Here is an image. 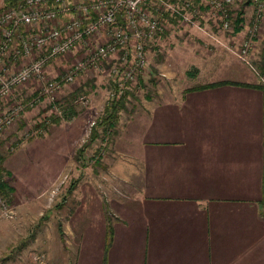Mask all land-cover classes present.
Masks as SVG:
<instances>
[{
    "label": "crops",
    "instance_id": "obj_1",
    "mask_svg": "<svg viewBox=\"0 0 264 264\" xmlns=\"http://www.w3.org/2000/svg\"><path fill=\"white\" fill-rule=\"evenodd\" d=\"M231 43L217 36L213 49L195 53V69L185 73L199 83L176 85L173 69L165 105L129 122L131 143L114 174L121 179V170L133 169L139 184L121 181L135 195L113 203L110 222L100 196L91 208V195H82L86 222L79 223L75 264H250L264 258V88L245 85L264 81L235 61ZM223 81L239 85L194 89ZM65 139L74 142V134ZM109 225L114 236L107 249ZM83 246L96 250L94 257Z\"/></svg>",
    "mask_w": 264,
    "mask_h": 264
},
{
    "label": "rangeland",
    "instance_id": "obj_2",
    "mask_svg": "<svg viewBox=\"0 0 264 264\" xmlns=\"http://www.w3.org/2000/svg\"><path fill=\"white\" fill-rule=\"evenodd\" d=\"M247 2H236L231 11L234 14L243 10L244 18L250 22L255 1ZM4 5V0H0V7ZM159 20L161 32L148 44L149 64L137 82L120 98L115 127L109 128L105 124L106 119L103 120L107 107L112 103L108 67L102 71L93 68L82 71L74 83L63 86L56 103L42 97L28 105L38 94L39 82L26 84L0 100V114L18 103L27 105L11 126L0 130V159L5 168L3 177L16 187L11 202L0 198V264H75L80 252L79 223L86 222L82 220L86 216V210L81 208L82 195L85 198L91 195V208L94 206L92 203L97 202L94 196H100L109 222L114 214L113 203L135 195V191L122 182L130 179L139 184L134 170L130 167L121 170L122 181L114 174L119 157L131 143L126 137L129 122L135 115L146 112L147 108L165 105L166 82L173 69L176 85L201 81L186 76L185 72L195 69V53L199 55L203 47L214 48V39L208 33L232 41L234 48L245 35L243 32L240 40L236 33L219 29L215 18L207 13L196 15L194 23L180 22L171 15L159 16ZM84 52L86 49L74 50L57 57L49 65L47 75H63ZM253 53L252 66L241 60L239 63L248 66L257 80L264 81V68L259 65V61L264 65V20L259 27ZM231 54L236 61V56ZM7 64L19 65L14 61H7ZM73 93L86 95L89 104L73 102L80 116L53 122L51 115L60 117ZM85 111L88 113L82 118ZM43 121L46 127H37ZM105 127L109 129L105 130ZM94 132H98V136ZM71 133L74 134V142H67L66 135ZM54 170H57V176L52 179ZM90 186L94 192L87 193ZM140 196L145 200L146 193ZM25 205H40L44 209L35 212L31 208L24 209ZM82 251L91 254L88 257L91 259L96 250L83 246ZM258 258L264 264V258ZM256 259L251 263L258 264Z\"/></svg>",
    "mask_w": 264,
    "mask_h": 264
},
{
    "label": "built area",
    "instance_id": "obj_3",
    "mask_svg": "<svg viewBox=\"0 0 264 264\" xmlns=\"http://www.w3.org/2000/svg\"><path fill=\"white\" fill-rule=\"evenodd\" d=\"M238 1L242 0H20L0 12V100L26 84L39 82L38 94L28 105L42 97L56 103L63 86L74 83L82 71L106 67L111 81L109 98L118 100L149 64L148 44L161 32L159 16L194 23L196 15L207 13L219 29L233 33L238 14L231 9ZM254 1L250 22L245 19L243 24L244 38L231 48L250 66L264 20V0ZM81 49L86 52L66 73L47 75L54 59ZM7 61L19 65L10 66ZM73 102L87 105L89 98L77 95ZM26 106L18 103L2 112L0 130L11 126Z\"/></svg>",
    "mask_w": 264,
    "mask_h": 264
},
{
    "label": "trees",
    "instance_id": "obj_4",
    "mask_svg": "<svg viewBox=\"0 0 264 264\" xmlns=\"http://www.w3.org/2000/svg\"><path fill=\"white\" fill-rule=\"evenodd\" d=\"M19 1L20 0H4L5 5H4V7H0V12H2L5 9L11 8V7L17 5V3ZM250 2H251V0L250 1L248 0L247 3H250ZM237 14H238V17L235 20V31H234V33H236V34L240 33L243 30V24L245 21L243 10H239ZM140 81H141V79H140ZM222 83H230V84H238L239 85V83H236V82L223 81V82H218V83H210V84L200 85L198 87H195L194 89H206L209 87L220 85ZM245 85L249 86V87H254V88H261V87L264 88V85H252V84H247V83H245ZM75 96H76L75 93L70 95V97H69L70 99H68V103H66V104H68V106L63 107V111H62L60 117L55 115V114L51 115V120L53 122L59 123L63 119H71L74 116H77L79 114L75 105L73 104V98ZM120 102H121V99H118L117 101L114 100L106 109L107 113L105 114L106 116L103 117V120L106 119L105 124L107 123L109 128L116 126V122L118 120V118H117V113H118L117 104ZM37 127H39V128L46 127V122L43 121L41 123H38ZM109 128L105 127V130H108ZM94 135L98 136V132H94ZM1 161H2V159H0V198L2 200H7V202H11L12 201L11 199L13 198V196L16 192V188L4 179L3 171H5V168L2 166ZM7 173H10V172H7ZM113 236H114L113 227L111 225H109V226H107V249L113 240Z\"/></svg>",
    "mask_w": 264,
    "mask_h": 264
}]
</instances>
